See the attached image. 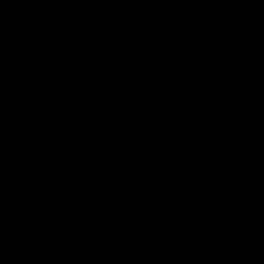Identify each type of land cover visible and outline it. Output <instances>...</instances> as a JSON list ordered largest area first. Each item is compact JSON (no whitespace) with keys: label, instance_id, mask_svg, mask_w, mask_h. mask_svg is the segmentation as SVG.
Listing matches in <instances>:
<instances>
[{"label":"water","instance_id":"95a60500","mask_svg":"<svg viewBox=\"0 0 264 264\" xmlns=\"http://www.w3.org/2000/svg\"><path fill=\"white\" fill-rule=\"evenodd\" d=\"M0 264H264V0H0Z\"/></svg>","mask_w":264,"mask_h":264}]
</instances>
